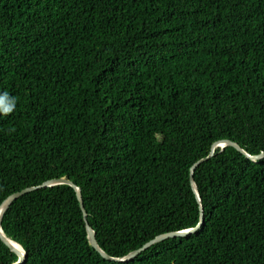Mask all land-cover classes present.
<instances>
[{
	"label": "trees",
	"instance_id": "obj_1",
	"mask_svg": "<svg viewBox=\"0 0 264 264\" xmlns=\"http://www.w3.org/2000/svg\"><path fill=\"white\" fill-rule=\"evenodd\" d=\"M264 0H0V207L24 264H264ZM19 260L0 238V264Z\"/></svg>",
	"mask_w": 264,
	"mask_h": 264
},
{
	"label": "water",
	"instance_id": "obj_2",
	"mask_svg": "<svg viewBox=\"0 0 264 264\" xmlns=\"http://www.w3.org/2000/svg\"><path fill=\"white\" fill-rule=\"evenodd\" d=\"M235 147L238 151H240L242 154L246 155L249 159L253 160V161H259L261 159L264 158V153L258 155V156H251L249 155L238 143H235L233 141H230V140H224V141H220V142H217L213 148H212V151H211V154L209 157L205 158V159H202L200 160L199 162H197L193 168H192V186H193V189L199 199V201L201 202V198H200V194H199V191H198V187H197V184L195 182V179H194V172L195 170L204 162H206L207 160H209L211 157H213L215 155V151L218 147H221L222 149L226 148V147ZM64 184H67V185H70L72 186L76 192H77V195H78V199L81 203V207H82V210L84 212V217H85V220H86V224H87V231H88V234H89V239H90V242L92 244V246L94 248L97 249L98 252L101 253V255L106 258L107 260L109 261H115V262H120V263H129L131 261H133L137 256H139L141 253H143L144 251H146L148 248H150L151 246L157 244V243H160L162 241H165V240H168V239H171V238H178V237H187V236H190L192 234H195L196 232H198L202 226L205 224V215H204V212H203V207H201V211H202V214H201V221H200V224L196 227V228H192V229H188V230H184V231H178V232H171V233H166V234H163V235H160L158 236L157 238H155L154 240L150 241L149 243H147L146 245H144L142 248L132 252L131 254H129L128 256L120 259V258H113V257H110L107 253H105L98 241H97V237H96V232L93 230V228L90 226L89 222H88V214H87V211L85 209V206H84V200H83V195H82V191H81V188L78 187L74 182H72L71 180L67 179V178H61V179H54V180H51V181H47L46 183H44L43 185L41 186H38V187H30V188H27L23 191H20V192H17L13 195H11L9 198H7L4 203L1 205L0 207V238L2 239V241L11 249V251L18 256L19 260L15 263V264H24L25 261H26V258H27V253L25 252L24 248L17 242L13 241L12 239L8 238L4 231H3V228H2V220H3V217H4V214L5 212L9 209V207L15 202L17 201L19 198L23 197L24 195L30 193V192H33V191H36V190H39V189H43V188H48V187H54V186H58V185H64ZM17 244L19 245L20 247L23 248L24 252H20L18 251L13 244Z\"/></svg>",
	"mask_w": 264,
	"mask_h": 264
},
{
	"label": "bare ground",
	"instance_id": "obj_3",
	"mask_svg": "<svg viewBox=\"0 0 264 264\" xmlns=\"http://www.w3.org/2000/svg\"><path fill=\"white\" fill-rule=\"evenodd\" d=\"M14 245V247L18 250V251H20V252H24V250H23V248L22 247H20L19 245H17V244H13Z\"/></svg>",
	"mask_w": 264,
	"mask_h": 264
}]
</instances>
